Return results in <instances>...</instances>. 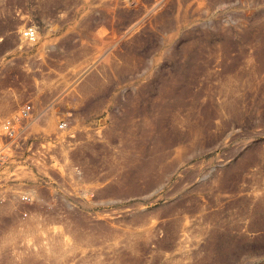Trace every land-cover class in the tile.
<instances>
[{"label": "rangeland", "instance_id": "obj_1", "mask_svg": "<svg viewBox=\"0 0 264 264\" xmlns=\"http://www.w3.org/2000/svg\"><path fill=\"white\" fill-rule=\"evenodd\" d=\"M0 264H264V0H0Z\"/></svg>", "mask_w": 264, "mask_h": 264}, {"label": "built area", "instance_id": "obj_2", "mask_svg": "<svg viewBox=\"0 0 264 264\" xmlns=\"http://www.w3.org/2000/svg\"><path fill=\"white\" fill-rule=\"evenodd\" d=\"M24 33H25V36L29 39L34 40L36 38V30L33 28L27 29ZM27 115H28L27 110L22 109L20 111V116H27ZM64 125H65L64 123L60 124L61 127H64ZM3 127L8 134H12L14 132L13 120L9 119V120L4 121ZM23 199L28 200L29 196L24 195Z\"/></svg>", "mask_w": 264, "mask_h": 264}]
</instances>
